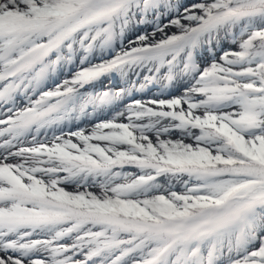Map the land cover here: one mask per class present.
Masks as SVG:
<instances>
[{
	"label": "snow or ice",
	"instance_id": "6c2138e0",
	"mask_svg": "<svg viewBox=\"0 0 264 264\" xmlns=\"http://www.w3.org/2000/svg\"><path fill=\"white\" fill-rule=\"evenodd\" d=\"M0 264H264V0H0Z\"/></svg>",
	"mask_w": 264,
	"mask_h": 264
}]
</instances>
